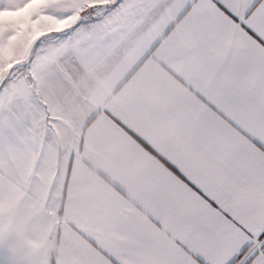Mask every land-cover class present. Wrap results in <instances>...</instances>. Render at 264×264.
<instances>
[{"label": "snow or ice", "instance_id": "snow-or-ice-1", "mask_svg": "<svg viewBox=\"0 0 264 264\" xmlns=\"http://www.w3.org/2000/svg\"><path fill=\"white\" fill-rule=\"evenodd\" d=\"M0 264H264V0H0Z\"/></svg>", "mask_w": 264, "mask_h": 264}]
</instances>
